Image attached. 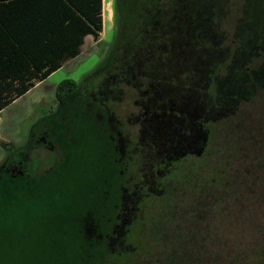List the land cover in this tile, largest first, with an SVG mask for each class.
Instances as JSON below:
<instances>
[{
	"label": "rangeland",
	"instance_id": "1",
	"mask_svg": "<svg viewBox=\"0 0 264 264\" xmlns=\"http://www.w3.org/2000/svg\"><path fill=\"white\" fill-rule=\"evenodd\" d=\"M102 14L98 41L0 111V264L105 246L108 264H264V0H103ZM163 76L175 91L149 102ZM64 80L81 88L61 106ZM43 119L61 125L58 154Z\"/></svg>",
	"mask_w": 264,
	"mask_h": 264
},
{
	"label": "trees",
	"instance_id": "2",
	"mask_svg": "<svg viewBox=\"0 0 264 264\" xmlns=\"http://www.w3.org/2000/svg\"><path fill=\"white\" fill-rule=\"evenodd\" d=\"M186 19H180L179 31L189 34L190 22L185 21ZM101 32L102 0H0V111L66 63L77 58L81 54L86 36L98 41ZM110 63L106 62L99 74H107ZM180 68L183 69L181 64ZM167 70V76L177 73V69ZM187 70L188 68L186 71L183 69L184 73H181L180 77L182 74L187 75ZM172 79L163 76L156 85L149 86V90L154 89V95L148 97L149 102L153 99L154 103H166L161 100H167L168 103L170 95H166L167 87L175 91ZM122 84L128 85V82L123 81ZM122 87L124 88L123 85ZM179 87L185 89L186 85ZM80 88L74 81L64 80L55 88V98L64 106L76 97ZM43 120L44 134L54 133L58 136L57 146L53 144L52 149V154H58L57 150L62 151L63 146L61 125L58 121L50 123L48 119ZM157 137L161 138L162 134ZM47 138L50 140L51 136ZM29 144L30 142L26 145ZM162 145L168 147L166 142H162ZM0 147L12 151L11 146L2 142ZM25 147L22 150L27 149ZM167 187L165 184V188ZM124 188H129L128 181ZM94 228V233L101 232L98 227ZM95 241L103 243L102 240ZM108 247H100L98 251L102 260L95 258L94 261L87 257L88 260L80 259L76 264H108L105 257V253L109 252Z\"/></svg>",
	"mask_w": 264,
	"mask_h": 264
},
{
	"label": "crops",
	"instance_id": "3",
	"mask_svg": "<svg viewBox=\"0 0 264 264\" xmlns=\"http://www.w3.org/2000/svg\"><path fill=\"white\" fill-rule=\"evenodd\" d=\"M102 6H103V0H102ZM103 18H104V16H103V14H102V21H103ZM86 42H93V43H94V42H96V41H94V39H93L91 36H86V37L84 38V41H83L82 49H83V47H84V45H85ZM81 52H82V51H81ZM80 56H81V54H80L78 57H80ZM78 57H77V58H78ZM77 58H75V59L69 61V62L66 63L62 68H60L59 70H57V71H55L54 73H52V74H51L49 77H47L45 80H43V81L37 83L33 88H31L28 92H26V93H25L23 96H21L20 98H18V99H16L15 101H13L11 104H14V103H16V102L19 101V100H22V99H24V98L29 97V96L32 94V92H33L37 87H39V86L45 84L49 79H51L52 77L58 75V73H60V72L63 71L66 67H68L70 64H72ZM53 92H54V91H53ZM53 94H55V93H53ZM36 103H37V102H36ZM11 104H10V105H11Z\"/></svg>",
	"mask_w": 264,
	"mask_h": 264
}]
</instances>
